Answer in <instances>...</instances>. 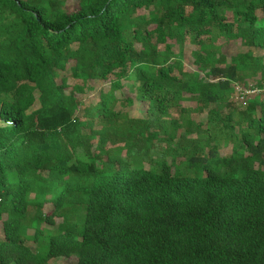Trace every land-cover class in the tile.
<instances>
[{"label":"trees","instance_id":"trees-1","mask_svg":"<svg viewBox=\"0 0 264 264\" xmlns=\"http://www.w3.org/2000/svg\"><path fill=\"white\" fill-rule=\"evenodd\" d=\"M59 257L264 264V0H0V264Z\"/></svg>","mask_w":264,"mask_h":264},{"label":"rangeland","instance_id":"rangeland-1","mask_svg":"<svg viewBox=\"0 0 264 264\" xmlns=\"http://www.w3.org/2000/svg\"><path fill=\"white\" fill-rule=\"evenodd\" d=\"M192 47L193 45H191L189 42H187L182 50L183 52V62L185 67L187 68H191L193 67L192 64ZM175 51H178V47L176 46ZM247 49H245L246 51ZM227 51V55L230 57L233 54H236L237 52H241L243 51L241 46H230L226 49ZM74 79L71 80V82H73ZM234 91H235V95L237 97V99L239 101H244L246 99L247 96H250L252 94H254L255 92H259V89H257L255 86H253L252 82H248L246 85H241V84H236L234 85ZM182 104H184L186 107H191V108H195L197 105L195 102L191 101V100H185ZM132 114L133 115H139V111L135 108L132 110ZM198 114H194L195 118H198ZM203 119H205V116L202 117ZM231 146L226 147L223 150V153H228L230 151ZM76 259L75 258H66V257H59V258H55L53 259V263L54 264H75Z\"/></svg>","mask_w":264,"mask_h":264}]
</instances>
